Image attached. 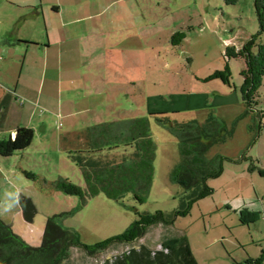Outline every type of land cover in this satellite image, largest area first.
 Returning <instances> with one entry per match:
<instances>
[{
	"label": "rangeland",
	"instance_id": "obj_1",
	"mask_svg": "<svg viewBox=\"0 0 264 264\" xmlns=\"http://www.w3.org/2000/svg\"><path fill=\"white\" fill-rule=\"evenodd\" d=\"M106 3L111 6L107 17L100 19L104 32L98 36L100 42L91 44L96 45L90 49L93 55L81 56L73 68L78 75H85L84 88L68 92L64 84L52 85L48 80L43 86L42 79L34 77L30 89L22 82L19 93L10 94L9 110L12 106L13 111L0 119V140L8 138L17 126L28 124L35 129L32 147L10 158L0 157V217L28 246L42 245L52 217L62 227L76 231L82 243L96 245L128 230L139 212L172 214L183 194L171 178L180 162L178 141L154 119L150 120V136L157 143L155 172L145 203L138 204L132 194L119 202L100 194L83 204L78 196L56 189L53 183L60 178L86 187L73 158L77 153L70 154L76 149L59 138L62 123L67 124L60 113L77 112L70 121L81 126L92 120L102 125L148 117L153 110L166 111L163 113L180 122H203L215 113L231 128L246 111L240 92V73L245 68L242 60L227 59L237 91L220 80L208 79L225 69L228 46L241 48L258 33L255 0H238L234 5L226 0ZM181 31L186 38L175 45L171 38ZM80 41L84 39L77 40L81 47ZM62 65L57 63L56 70H63ZM226 91L229 94H224ZM259 93L258 109L264 112V80ZM190 96L199 98L198 109L191 106L195 100H188ZM259 120L254 114L240 119L234 136L209 152L211 159L223 156L233 162L226 161L223 174L209 180L214 195L198 201L191 214L176 219L172 228L189 238L200 264H249V259H259L264 253V178L249 170L252 164L264 169V119ZM254 123H262L260 132L257 128L251 131ZM24 171L37 175L38 180L29 179ZM20 197L35 205L33 223L25 221ZM244 210L258 213L257 221L244 225ZM161 232H153L154 237Z\"/></svg>",
	"mask_w": 264,
	"mask_h": 264
},
{
	"label": "trees",
	"instance_id": "obj_2",
	"mask_svg": "<svg viewBox=\"0 0 264 264\" xmlns=\"http://www.w3.org/2000/svg\"><path fill=\"white\" fill-rule=\"evenodd\" d=\"M237 1L226 0L232 5ZM254 6L258 33L247 39L241 48L228 46L224 55L227 61L225 69L214 72L208 79L220 80L231 90L237 91L227 59L245 63L240 73L243 78L240 92L246 111L231 128L215 113H210L203 122H180L167 113L151 112L148 117L95 125L85 134L89 148L70 152L71 155L77 153L73 158L82 170L86 187H79L69 179L62 178L53 183L66 195L78 196L83 204L100 194L115 202L121 201L126 194H132L138 204L145 203L155 172L157 143L150 136V120L154 119L168 128L179 144L180 162L171 173L172 180L183 190L178 210L172 214L139 212L128 230L96 245L82 243L76 231L62 227L56 217H52L47 221L42 245L28 246L14 233L12 225L0 217V264H200L189 238L185 234L172 232V228L176 219L191 214L198 201L214 195L209 180L223 174L226 161L233 162L223 156L211 159L209 152L234 136L240 119L249 114L264 119V112L258 109L259 89L264 80V0H255ZM185 38L186 33L181 31L171 39L175 45H180ZM10 103L11 95L0 100V119L5 117ZM1 126L0 121V129ZM261 127L262 123H254L250 129L254 131L257 128L260 132ZM35 137L31 127L18 128L15 139L10 135L0 140V157L10 158L24 153L33 146ZM118 152H121L120 155L114 156ZM249 170L257 171L264 178L261 167L252 164ZM24 173L29 179L38 180V176L29 171ZM20 206L25 221L33 223L37 213L33 202L27 197H20ZM242 217V223L248 225L257 221L258 213L244 210ZM158 229L162 232L155 238L153 232ZM247 262L263 264L264 253L259 259H249Z\"/></svg>",
	"mask_w": 264,
	"mask_h": 264
},
{
	"label": "crops",
	"instance_id": "obj_3",
	"mask_svg": "<svg viewBox=\"0 0 264 264\" xmlns=\"http://www.w3.org/2000/svg\"><path fill=\"white\" fill-rule=\"evenodd\" d=\"M116 1L123 0H113ZM109 6L106 0H0V100L10 94L16 96L22 82L25 83L24 88L30 89L29 82L34 77L37 80L41 78L43 86L48 80L52 85L64 84L68 92L84 88L85 75H78L73 68L81 56L93 55L90 49H95L96 45L91 44L100 42L98 36L104 33L100 19L107 17ZM81 39L84 42L80 41V47L78 42ZM86 47L88 49L84 51ZM57 63L63 64V70H56ZM224 94L229 93L226 91ZM193 98L195 102L191 106L198 109L200 100L195 96H190L188 100ZM36 103L38 101L33 105L37 106ZM11 108L8 114L12 113ZM156 111L161 110L152 112ZM76 113L59 114L62 121L67 119L66 125L62 123L59 138L70 142L71 148L85 151L89 148L85 134L99 125L96 120L86 121L84 126L70 121ZM23 127L35 130L32 125L25 124ZM18 128L10 130L9 136L15 139Z\"/></svg>",
	"mask_w": 264,
	"mask_h": 264
}]
</instances>
